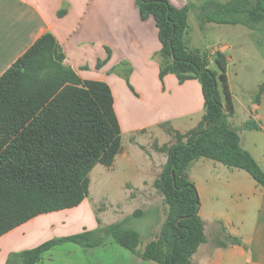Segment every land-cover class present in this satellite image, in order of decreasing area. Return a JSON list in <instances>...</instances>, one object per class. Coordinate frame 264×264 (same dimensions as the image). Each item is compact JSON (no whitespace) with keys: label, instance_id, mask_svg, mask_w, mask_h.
<instances>
[{"label":"crops","instance_id":"crops-1","mask_svg":"<svg viewBox=\"0 0 264 264\" xmlns=\"http://www.w3.org/2000/svg\"><path fill=\"white\" fill-rule=\"evenodd\" d=\"M168 1L177 9L193 6L184 35L186 50L206 53L208 67L215 71V58L222 55L226 59L224 75L233 105L228 122L237 131L240 146L264 171V35L240 24L197 22L202 5L230 0ZM191 21L197 32L208 33L215 40L205 51L197 47L198 35ZM45 34L55 38L66 67L83 80L110 88L122 148L113 166L103 167L119 168L132 181L98 201H93L89 191L79 206L38 216L3 235L0 264H6L13 254L51 240L25 245V240L54 227L48 225L39 231L43 225L36 221L41 217L71 213L64 216L72 223L64 235L68 237L121 223L135 211L143 212L150 206L145 187H154L167 161L163 148L174 143L175 133L186 134L197 128L204 115V97L196 78L180 80L175 74L160 77L158 29L153 17L142 19L137 0H0V77ZM220 47L225 48L224 53L218 52ZM248 47L253 48L251 56ZM248 58L257 61L256 67ZM222 84L218 80L225 105ZM138 153H142L141 162L136 159L139 164L134 160ZM186 175L198 194V216L205 236L191 264H264V187L247 172L207 158L193 160ZM11 264L20 262L11 258ZM35 264L156 263L108 238L102 245L89 248L73 243L57 245Z\"/></svg>","mask_w":264,"mask_h":264},{"label":"trees","instance_id":"trees-1","mask_svg":"<svg viewBox=\"0 0 264 264\" xmlns=\"http://www.w3.org/2000/svg\"><path fill=\"white\" fill-rule=\"evenodd\" d=\"M137 4L142 19L153 17L158 29L160 77H194L204 97V115L197 128L175 133L174 143L162 150L167 161L154 187L168 213L158 238L138 250L140 235L126 227L128 217L99 230L48 240L11 255L6 264L11 258L35 264L57 245L89 248L108 238L146 261L191 264L205 236L198 194L186 175L189 164L207 158L247 172L264 187V171L240 146L237 131L228 122L233 105L224 75L226 59L215 58V71L208 67L206 53L186 50L184 35L193 6L177 9L168 0H137ZM198 20L240 24L264 35V0L207 2L199 8ZM64 59L53 35L45 34L0 77V237L38 216L79 206L89 195L93 169L112 167L121 151L110 88L81 79L63 64ZM218 80L223 83L225 105ZM142 214L135 211L131 217Z\"/></svg>","mask_w":264,"mask_h":264},{"label":"rangeland","instance_id":"rangeland-1","mask_svg":"<svg viewBox=\"0 0 264 264\" xmlns=\"http://www.w3.org/2000/svg\"><path fill=\"white\" fill-rule=\"evenodd\" d=\"M197 22L199 23L200 21ZM190 24L192 30L195 31L194 33L198 35L197 47L199 49H202L201 51H205V49L213 45L215 40H212L208 33L206 34L204 32L203 33L197 32V30L195 29L196 27L194 26V22L191 21ZM246 50H248V53H250L251 56L253 48L248 47L246 48ZM228 55H232V53L229 52ZM233 56H236V54L234 53ZM247 60L252 61L253 59L248 58ZM252 62L256 67L257 61H252ZM126 143H127L126 138H124L123 144L126 145ZM138 154L139 157L136 156L134 160L136 161L137 159L138 162H141L142 153H138ZM128 181H132V180L125 178L123 176L121 169L117 168L115 170L114 169L107 170L104 169L103 166L97 165L96 168L90 174L89 189L91 192V197L93 198V201L95 200L98 201L100 197L106 195L111 197V195L114 194L115 189H120L123 183ZM145 188H147V192H148L146 193L145 197L148 200V203L150 204L151 207L149 206L147 209H145L143 211L142 216L129 217V220L127 221L128 226H130L131 229H133L140 235V245H145L146 243L158 238L160 230L168 213V207L163 203V196L157 190H155L153 186L145 187ZM67 214L71 215V213H67L65 211L62 213L52 214L47 217L44 216L38 219V221L36 222L43 225L42 229H40L39 231L43 230L48 225L54 227L53 228L48 227V229H45L44 234L41 233L36 238H29L25 240L26 241L25 245L31 246L34 243H37L36 241L42 239L48 240V239H54L55 237L56 238L64 237V235H66L65 233L69 232L68 230L69 226L72 225L71 222H68L69 219L64 217ZM64 223H67L68 226H65Z\"/></svg>","mask_w":264,"mask_h":264},{"label":"built area","instance_id":"built-area-1","mask_svg":"<svg viewBox=\"0 0 264 264\" xmlns=\"http://www.w3.org/2000/svg\"><path fill=\"white\" fill-rule=\"evenodd\" d=\"M219 53H224L225 52V48L224 47H220L218 50Z\"/></svg>","mask_w":264,"mask_h":264}]
</instances>
